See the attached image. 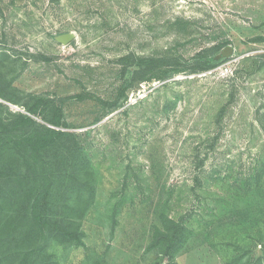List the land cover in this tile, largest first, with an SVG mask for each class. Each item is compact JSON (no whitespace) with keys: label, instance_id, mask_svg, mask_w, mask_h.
I'll list each match as a JSON object with an SVG mask.
<instances>
[{"label":"rangeland","instance_id":"1","mask_svg":"<svg viewBox=\"0 0 264 264\" xmlns=\"http://www.w3.org/2000/svg\"><path fill=\"white\" fill-rule=\"evenodd\" d=\"M130 54L184 71L134 82L110 112ZM0 83L58 107L90 160L83 245L53 244L55 264L159 262L166 218L188 232L175 264H264V0H0Z\"/></svg>","mask_w":264,"mask_h":264},{"label":"trees","instance_id":"2","mask_svg":"<svg viewBox=\"0 0 264 264\" xmlns=\"http://www.w3.org/2000/svg\"><path fill=\"white\" fill-rule=\"evenodd\" d=\"M221 47L200 56L191 72H204L219 64L213 54ZM123 58L122 76L133 69L131 82L125 80L118 97L106 103L110 112L123 104L134 82L150 80L155 73L167 77L184 71L179 62H169L166 57L130 54ZM8 90L12 89L0 83V99L22 106L29 116L10 112L0 103V264H55L49 251L53 244L83 245L81 220L95 197L94 174L78 136L64 131L66 126L59 117L50 114L58 107H51L44 98L18 97L15 89ZM187 240L186 228L166 218L148 246L161 256L154 264H175L173 259Z\"/></svg>","mask_w":264,"mask_h":264},{"label":"water","instance_id":"3","mask_svg":"<svg viewBox=\"0 0 264 264\" xmlns=\"http://www.w3.org/2000/svg\"><path fill=\"white\" fill-rule=\"evenodd\" d=\"M74 40V35L72 33L68 34H63L61 36H58L56 38V41L63 44V45H68ZM232 52V49L230 47H226L223 51V55H228L229 53Z\"/></svg>","mask_w":264,"mask_h":264},{"label":"built area","instance_id":"4","mask_svg":"<svg viewBox=\"0 0 264 264\" xmlns=\"http://www.w3.org/2000/svg\"><path fill=\"white\" fill-rule=\"evenodd\" d=\"M228 70V68H224V71H227Z\"/></svg>","mask_w":264,"mask_h":264}]
</instances>
